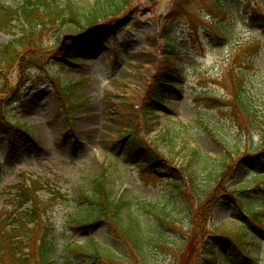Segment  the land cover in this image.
<instances>
[{
  "label": "rangeland",
  "instance_id": "1",
  "mask_svg": "<svg viewBox=\"0 0 264 264\" xmlns=\"http://www.w3.org/2000/svg\"><path fill=\"white\" fill-rule=\"evenodd\" d=\"M21 1L0 3L17 8ZM76 1L89 8L104 4ZM107 25L95 31L101 42L93 53L77 45V28L49 25L37 34L40 48L24 53L25 68L1 73L0 103L8 122L0 121V212L5 190L22 174L45 179L50 186L41 199L49 204L37 231L56 240L61 264H141L121 253L119 233L107 221L76 229L75 220L91 208L79 202L78 191L105 173L114 195L129 204L126 211L152 224L142 208L169 205L173 180L187 188L186 197L173 200L178 206L187 201L194 218L205 202L199 196L227 162L230 174L210 204L204 241L214 245L218 264L225 254L241 261L240 253L242 264H264V215L255 223L246 214L251 208L264 213V0H136ZM14 32L20 35L21 26ZM11 41L0 33V45ZM169 58L180 81L174 89L157 90ZM242 75L254 107L250 118L235 107ZM54 79L74 94H63ZM154 94H164L161 107L150 103ZM70 104L81 107L70 115ZM23 125L28 136L15 130ZM131 139L144 148L137 158ZM155 150L159 158L144 166L143 157ZM192 182L197 196L190 194ZM241 199L251 206L244 209ZM187 215L167 226L170 242L187 243L196 234ZM89 239L107 251L104 256L71 253L74 244ZM194 254L186 245L178 259L161 253L150 264H197ZM199 261L204 263L202 256Z\"/></svg>",
  "mask_w": 264,
  "mask_h": 264
},
{
  "label": "trees",
  "instance_id": "2",
  "mask_svg": "<svg viewBox=\"0 0 264 264\" xmlns=\"http://www.w3.org/2000/svg\"><path fill=\"white\" fill-rule=\"evenodd\" d=\"M102 1L104 4L92 8L81 6L76 0H65L62 3H59L58 0H22L17 8L7 7L0 3V33L12 37L10 43L0 45V74L5 70L7 72L13 69L15 66H18L20 70L21 67L25 68L23 64L24 53L40 48L37 34H39V30L43 31L49 25L63 24L77 28V45L82 50H90L93 53V47L101 42V37L95 31L110 26L107 23L124 13L136 0ZM18 25L21 26L20 35L14 32ZM86 33H91V39L84 38ZM75 47H68V57L72 56ZM177 70L178 66L173 67L171 58L164 62L163 76L156 89H160L161 86L174 89L180 81ZM6 72L0 75V82L3 78L6 79ZM239 78L241 79V89L234 93L235 107L250 118L253 116L254 107L251 98L245 93L244 75L239 76ZM54 80L66 95L74 94L71 86L67 89L61 88L60 80ZM163 97L164 94L160 97L154 94L149 101L155 108L161 107ZM80 107L79 104H70L67 106V111H70L71 115ZM6 111L7 108L4 107V103H0V121L2 122H8ZM15 130H18L22 136H28V130L24 125L16 127ZM10 137L12 145H15L17 135L14 134ZM133 138L135 139V137ZM136 144L137 142L133 139L128 144L130 153L134 158L139 157L144 150L143 147H137ZM263 147L264 132L260 149ZM159 156L160 153L157 150L153 151L152 155L144 156V166L149 165L154 157L159 158ZM230 168L231 166L227 162L224 163L221 172L213 179L214 185L203 191V196H199L200 201L205 202L193 212L194 218L192 211L187 209V201L183 203V206H178L173 200L177 196L186 197L184 190L187 188H182L183 184L175 183L172 180L175 190L169 193L171 199L169 205L160 207V205L148 204L142 208L146 215L152 219V224L140 221L130 210L126 211L129 204L122 195H114L108 187L105 173L97 175L88 186H83L78 191L79 202L90 205L91 208L84 217L75 220L76 229L85 230L102 221H107L119 233L124 248L121 253L125 257L131 255L137 258L141 264H150V258H157L161 253H168L176 260L186 245L193 248L195 254L192 257L196 256L197 260L195 263L198 264L202 256L203 264H218L215 260L214 245H210L204 239L206 235L208 236L206 233L207 224L214 208L213 206L210 207V204L218 193V187L223 185L226 174H230ZM1 170L2 167L0 166V172ZM143 174H145L144 171ZM191 184L190 194L197 196L198 190L196 188L198 185L195 187L194 182ZM49 186V182L45 179L32 178L27 174H22L20 183L5 190L4 208L0 212V264H61L64 255L58 250L56 240L46 235H40L37 231L40 225H44L43 217L47 214L49 204L48 201L41 199V194L47 191ZM241 202L246 206L244 207L246 209L251 206L250 202L252 201L241 199ZM183 213L188 214L190 225L193 227L192 231L196 234L192 239L188 238L187 243H185L186 241L170 242L166 232L167 226L173 224L174 218ZM246 214L255 223H260V216L264 215V213L258 214V211L252 208L247 210ZM258 231L263 232L262 229H258ZM239 241L240 239L237 243ZM104 251L107 252L95 240L89 239L83 244H74L71 253L74 256L100 257L105 255ZM240 256L241 261H238L225 254L220 264H242L246 257L241 253Z\"/></svg>",
  "mask_w": 264,
  "mask_h": 264
}]
</instances>
